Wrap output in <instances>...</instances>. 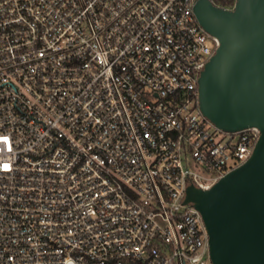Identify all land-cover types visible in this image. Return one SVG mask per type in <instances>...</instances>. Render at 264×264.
Returning a JSON list of instances; mask_svg holds the SVG:
<instances>
[{"label": "built area", "instance_id": "obj_1", "mask_svg": "<svg viewBox=\"0 0 264 264\" xmlns=\"http://www.w3.org/2000/svg\"><path fill=\"white\" fill-rule=\"evenodd\" d=\"M195 2L0 0V264H213L186 190L261 131L201 111Z\"/></svg>", "mask_w": 264, "mask_h": 264}, {"label": "water", "instance_id": "obj_2", "mask_svg": "<svg viewBox=\"0 0 264 264\" xmlns=\"http://www.w3.org/2000/svg\"><path fill=\"white\" fill-rule=\"evenodd\" d=\"M194 11L220 40L199 77L201 111L223 130L261 134L245 162L208 189L189 185L185 202L202 214L213 264H264V0H196Z\"/></svg>", "mask_w": 264, "mask_h": 264}, {"label": "trees", "instance_id": "obj_3", "mask_svg": "<svg viewBox=\"0 0 264 264\" xmlns=\"http://www.w3.org/2000/svg\"><path fill=\"white\" fill-rule=\"evenodd\" d=\"M215 4L220 5L222 7H231L236 0H212Z\"/></svg>", "mask_w": 264, "mask_h": 264}]
</instances>
